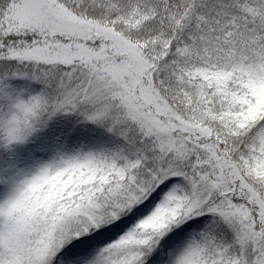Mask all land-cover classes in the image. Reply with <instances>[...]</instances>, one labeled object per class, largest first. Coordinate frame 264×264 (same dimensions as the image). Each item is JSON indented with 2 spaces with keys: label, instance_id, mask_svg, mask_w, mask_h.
Listing matches in <instances>:
<instances>
[{
  "label": "snow or ice",
  "instance_id": "obj_1",
  "mask_svg": "<svg viewBox=\"0 0 264 264\" xmlns=\"http://www.w3.org/2000/svg\"><path fill=\"white\" fill-rule=\"evenodd\" d=\"M0 264H264V0H0Z\"/></svg>",
  "mask_w": 264,
  "mask_h": 264
}]
</instances>
